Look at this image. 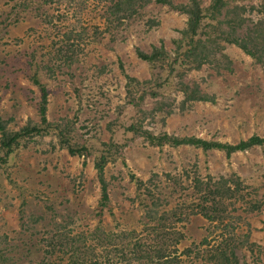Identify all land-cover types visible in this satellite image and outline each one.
Masks as SVG:
<instances>
[{
  "label": "rangeland",
  "instance_id": "1",
  "mask_svg": "<svg viewBox=\"0 0 264 264\" xmlns=\"http://www.w3.org/2000/svg\"><path fill=\"white\" fill-rule=\"evenodd\" d=\"M199 1L205 8L213 0ZM107 5L100 0H0V119L8 132L40 123L36 74L47 90L46 120L59 127L42 125L44 132L19 140L9 161L0 165V264H150L151 258L139 259V250L153 255L160 247L168 254L174 246L179 258L174 264H214L202 257L207 247L200 243L212 225L199 213V204L207 186L212 192L224 183L232 185L233 195L226 190L210 195L211 210L224 213L219 228L234 227L240 237L233 247L239 264H264L263 147L228 157L188 145L153 146L128 131L131 124L153 135L229 144L264 137L262 47L257 61L222 40L218 31L211 38L222 51L211 45L216 53L209 61L194 69L191 59V67L174 72L172 83L155 95L148 89L131 109L124 104L133 89L127 77L152 84L155 79L137 50L173 52L187 17L154 1L130 17H108ZM237 7L243 10L233 12ZM237 17L243 22L232 35L245 41L256 37L252 28L258 18L264 22V1L228 3L219 20ZM220 26L227 32V24ZM182 83L197 84L200 94L213 101L182 104ZM159 103L164 107L154 114ZM62 138L87 151L70 155L60 147ZM101 155L107 157L104 207L95 170ZM139 181L144 186L138 191ZM176 233L182 235L177 243ZM186 248L190 256L180 253Z\"/></svg>",
  "mask_w": 264,
  "mask_h": 264
},
{
  "label": "trees",
  "instance_id": "2",
  "mask_svg": "<svg viewBox=\"0 0 264 264\" xmlns=\"http://www.w3.org/2000/svg\"><path fill=\"white\" fill-rule=\"evenodd\" d=\"M108 5L105 6L106 15H117L119 13H127L128 17L132 15V13H137L140 9L144 8L151 1H154L158 4L168 5L179 12L186 15L185 27L179 32L180 36L176 40H174V44H176V49L173 52H166L163 48H152L150 53H143L137 50V57L141 60L148 63L149 66L153 69V75L155 76L154 83H150L148 81H137L134 78L127 77L133 83V89L127 90L126 98L128 99L124 104L125 107H129L134 105L137 107L140 101L143 99L146 91L151 92L152 95L157 94L156 89L160 88L163 84L168 85L172 83L173 80L172 75L175 74V71H181L184 65L191 67L193 59L195 66L194 69H199L202 64L209 61V56L211 53L215 54L216 52H210L211 45L212 48L218 49L217 51H222L221 47H218L220 43L216 42V39H212L214 33L222 32V40L234 44L238 46L243 52L250 55L252 58L257 59V61L261 60V55L259 51H264V22L258 18L254 27L252 28L253 32L257 34L256 37L248 36L247 40H242V38L234 37L233 31L234 26H240L243 22L241 17H237L233 20H219V16L222 14V10L228 3L237 2V1H250V0H213L209 6L201 7V3L199 0H185V4H181L175 6L172 4L170 0H100ZM253 1V0H251ZM260 1V0H257ZM264 1V0H261ZM240 10H243V7L234 8L233 12L239 13ZM209 21L207 28H210L209 31L207 28L204 30V20ZM252 21V20H250ZM149 27L153 26L154 22H148ZM227 24V32L222 30L219 24ZM214 30V31H212ZM212 33V35H211ZM263 38V39H262ZM263 43V44H262ZM262 44V45H261ZM261 50H259V48ZM255 50V51H254ZM259 50V51H257ZM66 57V56H64ZM167 73V75L165 74ZM32 80L36 86H38L40 90V99L38 102V113L40 115V123L34 125H26L25 127L19 129L18 131L8 132L5 128V121L0 119V165L6 164L9 161V157L18 147V141L32 135H39L40 132H44L45 130L41 129L42 125H45L46 128H58V125L48 123L45 117V110L47 107V90L43 84H40L36 74L32 76ZM161 80V81H160ZM152 85V86H151ZM178 90L184 95V99L182 104L188 103V101H202L212 102L213 100L209 99L208 96L202 95L199 92V87L197 84H185L182 83L181 86L178 87ZM155 91V93H154ZM162 105V103H159ZM163 105L160 108H153L154 114L157 111H161L163 109ZM132 109V108H131ZM168 113V112H167ZM61 131V130H60ZM128 131L133 132L134 134H138L142 136L145 141L153 146L162 147L164 145H168L171 147H179L183 145L193 146L194 148H201L204 151L208 150H220L225 153L226 156H231L235 152L245 151L254 146H260L264 148V137L259 136H251L246 140H241L235 144L229 143H220V142H212L207 141L201 138L196 137H177L174 135H169L167 133H162L159 135H153L150 131L142 129L140 126L131 125L128 128ZM61 146L64 147L67 152L74 155H83L84 152L87 151L86 146L79 145H68V141L65 139H61ZM104 146V144H103ZM107 164V157L101 155L97 162L95 163V170L97 174V179L100 185L101 196H100V204L104 207L108 201L107 194V182L104 178V167ZM234 185H237L234 183ZM144 186V183L139 181L137 182V190L139 191L141 187ZM203 188V187H202ZM206 188V187H205ZM232 185L230 183H224L219 186L215 191H210L207 186L206 190H204L203 196L201 197L199 204V213L208 220L212 225V230L208 233V236L202 239L200 245L206 246L204 250L201 251L202 257H205L208 261L213 262L214 264H239L238 258L236 254H234V245L236 241L240 238L235 236V231H233L234 227L231 230H226L228 225L224 228H219L220 224L224 223V213L223 215H215L214 211L211 209L214 207L213 202H211L210 195L218 194L220 195L222 191L226 190V194L233 195L235 192L233 191ZM202 191V190H200ZM198 191V192H200ZM220 191V192H219ZM225 195V194H224ZM226 196V195H225ZM148 205H144L146 207V214L148 219L153 221L150 217L151 212H153ZM256 209L258 206H255ZM173 211V210H171ZM225 212V211H224ZM174 215V213H171ZM166 213L162 214L160 219H164L166 217ZM159 222V221H158ZM159 223L155 226L157 228ZM219 230V233L215 235V231ZM175 233L172 232V235ZM124 237H132L134 236V232L131 233H121ZM212 238H211V237ZM247 237V236H246ZM245 237V240L247 238ZM182 238L181 234H177L175 236V243H177ZM214 241V242H211ZM211 243H214L213 245ZM137 246V247H136ZM133 247L141 248L140 245L134 244ZM195 254L198 253L199 256V247H195ZM70 251H73V248H70ZM178 252L177 248H174L166 254V250L164 248H157L154 254L151 252L142 251V254L139 250L138 257L139 259H153L149 263L150 264H174L179 261L176 253ZM182 255L190 256L193 252L191 249L186 248L182 252ZM75 254L71 255L73 257ZM201 255V254H200ZM201 257V256H200Z\"/></svg>",
  "mask_w": 264,
  "mask_h": 264
}]
</instances>
